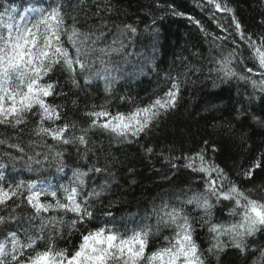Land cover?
<instances>
[{"label":"snow or ice","instance_id":"1","mask_svg":"<svg viewBox=\"0 0 264 264\" xmlns=\"http://www.w3.org/2000/svg\"><path fill=\"white\" fill-rule=\"evenodd\" d=\"M156 7L164 5L157 2ZM168 7L170 13L153 18L152 25L146 26L153 40L159 38L156 19L169 14L186 17L205 39L211 38L212 48L219 50L218 55L210 56L209 75L213 86L217 80L228 84L233 80L243 82L264 99V32L248 31L228 0H201L198 4L202 10L208 8L210 18L223 33L219 36L209 33L195 17L177 11L173 5ZM112 10L110 5L101 7L98 3L94 15L100 18V24L95 30L81 31L86 25L78 28L75 20L69 26L64 0H19V3L0 0V126L14 133V137L0 138V158L13 168L22 164L38 175L53 164L57 172H63L67 167L64 155L72 147L77 159L85 165L72 170L68 185H53L47 178L6 184L0 172V264H213V261L222 264L221 256L227 253L235 257L233 264H264V184L242 189L237 180L216 163L215 155L220 149L207 140L194 152L159 154L172 169L187 170L194 177L191 183L198 188L194 190L189 186L182 190L185 198L178 207L166 202L158 208L154 205L155 231L150 224L127 233L108 223L87 227L94 219L93 198L99 199L110 183L106 180L99 190L88 191L90 174L115 177L111 171L112 160L105 158L101 163L92 135L99 132L118 144H140L146 155L154 154V148L141 141L178 107L184 83L179 75L169 77V87L148 103L137 104L121 96L119 100L131 103V109L126 112L111 110L108 98L114 94L115 85L122 78L133 77L142 70L138 63L131 72L121 66L131 63L130 57L136 55L128 51L130 44L124 39L125 34L136 36L138 29L132 24L117 26V37L112 44L97 47L108 32V24L102 17L110 15ZM217 12L230 16L228 27L216 17ZM258 23L264 26V17ZM224 41L232 45L227 51ZM113 55L121 59L114 60ZM140 56L145 58L143 54ZM57 72L70 83V90H75L72 97L63 91L60 79L54 78ZM96 81H103L104 103H88L81 109L75 93ZM57 97H65V102L55 103ZM254 98V95L248 97L247 106L239 102L241 107L235 110L233 119L241 125L251 120L264 129V116H257L250 110ZM215 107L210 103L205 110ZM70 110L80 111L84 123L70 119ZM32 116L37 117V122L31 134L38 138L44 151L32 150L37 141L23 143L22 134ZM227 131L235 135L231 121L227 123ZM245 136L241 133L240 147L249 152L251 145ZM8 164L0 167L7 168ZM257 170L264 171V150L247 167L234 169L237 178L249 181L254 180ZM189 192L191 195L187 194ZM224 202L231 204L228 215L238 219L214 223L215 209ZM25 207L30 209L26 217L18 213ZM52 211L63 213V216L46 215ZM69 214L71 219L65 220ZM105 216L112 217L113 213L108 211ZM197 222L207 225L210 234L207 247L197 241ZM66 224L69 234L79 233V243L72 250L57 248L53 242L56 235L63 236ZM80 225L85 226L83 231ZM162 229H170L172 234L163 237L164 245L151 248V237L159 235ZM21 234L25 237L23 241ZM41 241H45L43 248Z\"/></svg>","mask_w":264,"mask_h":264},{"label":"trees","instance_id":"2","mask_svg":"<svg viewBox=\"0 0 264 264\" xmlns=\"http://www.w3.org/2000/svg\"><path fill=\"white\" fill-rule=\"evenodd\" d=\"M157 2L164 7H156ZM200 2L201 0H64L69 26L75 20L78 28L80 25H86L81 31H88L89 28L95 30L96 26L100 24V18L94 15L98 3L101 7L107 5L112 7L111 14L102 17L108 24V32L106 38L101 40L97 47H107L112 44V40L117 37V26L122 28L124 24H132L138 29L136 36L125 34V43L130 44L128 51L134 52L136 55L130 57L131 63L121 66L131 72L133 66L138 63L142 70L133 77L122 78L125 79L123 85L126 87L117 88L115 85L114 94L108 98L111 100L109 107L112 111L126 112L131 109V103L127 101L122 103L119 100L121 96L129 97L137 104H146L169 87V77L179 75L180 79L184 81L178 107L161 120L159 126L149 137L141 141V144L153 147L154 154L146 155L140 144H118L114 139L99 132L92 135V141L98 150L97 155L100 157L101 163L105 158L111 159V171L115 173V177L106 178L90 174L87 181L88 191L93 188L99 190L106 180L110 183L106 185L99 199L93 198L94 219L87 225L89 228L108 223L109 226L115 225L120 232L127 233L135 228L150 224L155 231L156 216L153 213V206L158 208L162 202H166L178 207L179 202L185 198L181 194L182 190H186L189 186L194 190L198 188L196 184L191 183L194 177L187 170L172 169L159 154L181 155L194 152L203 146L205 140L209 144L217 145L220 151L215 155L216 163L224 167L232 178L237 180L242 189H254L264 184V171L257 170L252 181L237 178L234 171V169L239 170L241 166L247 167L251 160L258 156L261 150H264V129L253 124L251 120H245L241 125L233 119L235 110L241 107L239 102L247 106L248 97L253 95L255 98L251 101L250 110L257 116H264V99L258 93L254 94L251 86L245 85L243 82L233 80L228 84L217 80L216 86H213V80L209 75V68L212 66L210 56L218 55L219 50L212 48L211 38L205 39L204 35L186 17H175L169 14L165 15L163 19H156L155 27L159 30L157 40H153L146 31V26L152 25L153 18L170 13L168 6L173 5L177 11H182L200 20L209 33L223 35L210 18L208 8L205 7L202 10L201 7H198ZM228 2L229 6L235 9L236 16L248 31L264 32V26L258 23L264 17V0H228ZM216 17L220 18L225 27L229 26L230 16L228 14L217 12ZM223 44L225 51L232 46L230 41H224ZM140 54H143L145 58L141 59ZM113 59L120 60L121 57L113 55ZM145 73L149 74L151 79L140 81V78H136V76ZM54 78L60 79L63 91L68 92L69 97H72L75 90H70V83L65 82L61 73L57 72ZM157 82H161V84ZM75 94L79 96L81 109L88 103H104L103 81H96L92 86L83 88ZM54 102L64 103L65 97H57ZM210 103L217 107L206 111L205 109ZM68 117L78 120L81 124L85 121L80 111L70 110ZM229 121L234 125L235 135H231L227 131ZM36 122L37 117L32 116L22 134V139L25 144L37 141L32 150L40 152L45 149L40 145L38 138L31 134ZM241 133L246 134L245 139L251 145L249 152H245L240 147ZM5 136L14 137L13 130L0 126V138ZM32 150H30V154ZM2 159L0 158V166L8 164L6 160ZM64 162L67 167L63 172H57L55 164L51 165L52 170L49 172L48 182L53 185H68L72 177V170L77 167H85L77 159L75 149L72 147L67 149ZM0 169L6 184L33 180L27 175L23 178V173L30 171L22 165L17 164L13 168L8 164L7 168L0 167ZM129 169L132 171L130 172ZM165 176L168 179H164ZM187 194L191 195L190 192ZM161 197L164 198L163 201ZM230 207L229 202L217 206L212 221L226 223L238 219V217L234 218L228 215ZM108 211L113 213L112 217L105 216ZM188 211L191 212V208ZM29 212L30 209L26 207L18 210V213L25 217ZM191 214L196 215L194 212ZM46 215L63 216V213L52 211ZM64 219L70 220L71 214L65 216ZM35 223L38 225L39 221ZM197 223V241L202 247H207L210 239L207 225L201 226L199 222ZM79 227L80 231H83L85 226L80 225ZM171 234L170 229H162L159 235L151 237L150 247L155 249L164 245L163 237ZM20 239L22 241L25 239L23 234ZM53 242L57 248L66 247L72 250L73 246L79 243V233L73 231L69 234V225L66 224L63 236L56 235ZM44 245L45 241H41L40 247L43 248ZM234 260L235 257L231 253L221 256L222 264H233Z\"/></svg>","mask_w":264,"mask_h":264},{"label":"bare ground","instance_id":"3","mask_svg":"<svg viewBox=\"0 0 264 264\" xmlns=\"http://www.w3.org/2000/svg\"><path fill=\"white\" fill-rule=\"evenodd\" d=\"M136 78H140V81H142V80H147V79H151L150 75L147 74V73H145L144 75H138V76H136ZM124 80H125V79H121V80L116 84L117 88L120 87V86H122V87H126V85H123V84H124ZM157 83H158V84H161V82H157ZM2 160H3V159H2ZM10 165H11V164H10ZM18 165H22V164H18ZM46 168H47V170H45V171L43 172L42 175H38V174L35 173V172H26V173H23V178H25L26 175H27L28 177L33 178V180H35V179H45V178H48L49 172H50L52 169H51V166H49V167L47 166Z\"/></svg>","mask_w":264,"mask_h":264}]
</instances>
